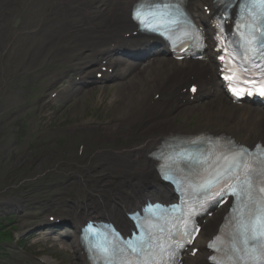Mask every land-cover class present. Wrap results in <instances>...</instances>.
<instances>
[{"label":"bare ground","instance_id":"obj_1","mask_svg":"<svg viewBox=\"0 0 264 264\" xmlns=\"http://www.w3.org/2000/svg\"><path fill=\"white\" fill-rule=\"evenodd\" d=\"M137 1L0 0V45L5 42L4 50L11 52L14 47L16 33L11 31L10 24L19 18L26 23L28 34L26 45H22L26 61L51 67L58 64L64 51V57L72 63L73 73L78 75V85L98 80V74H102L100 81H119L116 98L121 100L120 105L110 117L92 116L84 130L87 135L95 133L92 139L87 137L90 139L87 144L92 140L101 146L103 143L116 145L114 151L106 149L109 152L101 164L107 168L109 176L108 181L102 183V189L108 193L115 185L120 190L116 196L110 195L113 197L111 206L98 204L90 208V217L95 220L108 217L126 234L133 227L125 214L154 197L164 204L175 202L170 189L160 187L162 183L151 158L165 137L196 136L208 132L224 133L248 147L264 143V112L254 106H234L223 95V85L217 79L215 54L211 50L205 53V62L178 63L164 57L147 60L146 67L140 69L137 51L147 48H135L132 51L135 59L129 64H121L119 73H111L120 64L112 55L118 51L127 53L125 49L129 40L138 35L136 25L131 21V10ZM188 6L193 14L198 15L197 22L202 28L211 26L212 15L203 11L207 9L216 14L213 0H191ZM90 65H96V70H88ZM36 77L30 78L33 86ZM187 85L189 88L195 85L197 92L192 94ZM61 94L58 92V96ZM157 95H160L158 100L155 99ZM73 97L68 96L72 99L68 102L72 103L66 114L76 105ZM196 111L205 115L201 124L189 129L185 125L190 123L189 118ZM178 119L182 123L175 125ZM77 126L79 124L69 130L73 131ZM240 133H243L242 137ZM123 139H127V143L117 146ZM230 204L228 202L218 209L212 219L201 221L202 230L184 256V264H211L212 252L207 249V242L217 234ZM68 214L73 215L72 210ZM73 238L78 242L75 235ZM194 249L195 257L192 256ZM74 250L78 257L72 256V264H86L80 246Z\"/></svg>","mask_w":264,"mask_h":264},{"label":"rangeland","instance_id":"obj_2","mask_svg":"<svg viewBox=\"0 0 264 264\" xmlns=\"http://www.w3.org/2000/svg\"><path fill=\"white\" fill-rule=\"evenodd\" d=\"M15 23L16 21L11 23V28L21 30L23 26L19 23L15 27ZM19 30L13 40V49L7 52L10 54L0 55V204L13 196L18 197L16 194L9 195L14 191L7 192V189L23 181H26V193L33 190L37 195L35 201L40 203L48 198H56L62 203L75 200L78 195H83L80 194L84 188L79 183L81 181L85 183L89 181V184L86 183L87 188L90 187L103 197L104 193L98 188L100 179L91 178L89 173L84 175L80 169L72 166L77 165L76 161L82 159L81 162H85L84 165L91 167L97 161L93 155L98 152V149L101 147V150H104L111 145L106 143L100 146L92 140L87 144L86 141L92 139L95 133L91 134L88 131L87 135L84 129L92 116L102 118L112 116L114 109L120 104V100H116V88L111 86L108 89L86 91L76 99V105L67 114L59 106L45 107V102H41L43 100L41 96L50 87L47 83H44L42 87L38 82L35 85V91L27 88L28 78L25 75L29 64L22 47L26 45V24L22 34ZM14 54L16 56H12ZM41 74L46 75V73ZM47 77H53V75ZM48 81L45 79V82ZM20 85L26 90L20 89ZM38 101L40 105H35ZM204 115L203 112L196 111L189 118L190 124H187V127L193 129L201 124ZM180 121L178 120L177 124H181ZM75 124H79V127L70 131L69 129ZM88 136L91 138L87 139ZM126 143L127 140L118 142L117 146H124ZM76 172L80 173L79 181L75 176ZM111 189L115 191L113 186ZM42 205L44 204H40ZM12 221V223L9 222L3 214H0V227L4 226L10 230L11 226H16L20 229L21 223L13 218ZM14 233L15 231H11L10 236ZM15 243L16 240L6 246L0 243V264L34 262L32 257L22 254ZM36 250L39 251L37 247H34L33 251ZM53 252L59 253L56 250ZM66 257H57L51 253L43 260L56 264H72L69 254ZM62 260L64 262H61Z\"/></svg>","mask_w":264,"mask_h":264},{"label":"snow or ice","instance_id":"obj_3","mask_svg":"<svg viewBox=\"0 0 264 264\" xmlns=\"http://www.w3.org/2000/svg\"><path fill=\"white\" fill-rule=\"evenodd\" d=\"M173 0H167V2H162L159 5H152L153 11L149 12L147 15L142 12L141 9H137L134 13V18L137 19L141 24L146 25L147 27L155 28L152 24L149 23L147 16H151L154 18H157V27L162 25L165 21V17L167 15L165 9H168L171 7ZM260 4H264V0H259ZM254 6V5H253ZM160 9V10H156ZM257 27H261V35H264V21H262L261 25H257ZM253 39H255V36H253ZM251 82V81H249ZM261 95H264V91L261 92ZM228 171H231V168L228 169ZM216 179H220V177H217ZM214 181H208V184L210 185ZM253 182L252 174L248 173L243 178L237 177V187L231 189V194L237 198L241 199L244 193V187H248V195L250 198V192H251V185ZM261 191H264V188L260 189ZM240 235L242 237L241 243L245 246L243 249L244 251H247L249 249H255L258 245L264 241V214L257 215L256 213H252L250 218L244 222L241 223L240 227ZM211 247V245H210ZM129 248L132 249V251H135V248L132 247V245H129ZM233 252L241 251V249L237 247H233ZM215 251V249H214ZM237 260H242L243 257L237 256Z\"/></svg>","mask_w":264,"mask_h":264}]
</instances>
